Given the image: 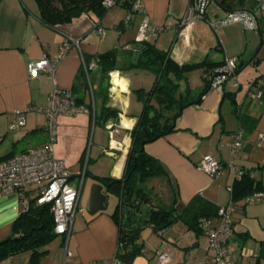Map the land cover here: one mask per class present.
I'll return each mask as SVG.
<instances>
[{
  "label": "crops",
  "instance_id": "1",
  "mask_svg": "<svg viewBox=\"0 0 264 264\" xmlns=\"http://www.w3.org/2000/svg\"><path fill=\"white\" fill-rule=\"evenodd\" d=\"M190 1L142 0L152 23L172 25L147 41L167 50L179 65H194L186 74L187 80L181 82V89L186 87L193 95L191 100L203 91L208 80L204 76L206 70L211 73L226 55L237 57L239 72L230 75L221 85H210L198 102L192 101L183 107L173 121L172 131L144 144L145 151L166 170L150 177L146 185L151 189L155 207L176 200V210L180 212L195 196L206 200L210 206H205L211 214L201 217L200 223L207 218L210 226H215L218 223L216 207L226 204L230 198L228 186L234 180L228 166L230 161L250 169L251 177L264 188V139L259 138L260 133L264 134V54L261 53L264 0H210L203 18L198 17L183 28L176 27ZM232 9L255 13L258 24L252 29L245 28L241 21L216 30L210 26V21ZM127 14L128 7L117 4L108 8L101 18L85 13L73 22L52 28L40 21L34 0H0V158L46 140L44 114L25 109L29 105L45 104L54 84L71 89L77 102L88 109L74 115L61 114L56 119L54 155L64 161L71 179L78 177L79 180L83 176L78 210L69 236L57 234L42 248L45 252L33 260L31 251H24L0 260V264H161L156 258L157 250L170 255L166 264H213V250L207 247L206 231L197 232L182 219L161 230L145 223L139 228L136 241L142 245L140 252L129 263L115 262L121 236L120 222L112 215L117 196L109 192L105 210L94 214L86 211L90 186L95 181L90 175L122 176L131 145L130 130L145 106L134 91L149 90L155 81L152 71L132 62L133 50L124 48L135 41L142 18L141 13L132 12L125 25L122 21ZM96 24L103 28V34L97 32ZM67 36L78 38L79 45L72 46L58 63L54 79L44 72L30 75L27 63L39 59L42 53L54 56ZM112 48L120 55L116 58L117 69L108 72L105 92L106 82L99 66L86 79L82 55H95ZM103 104L116 109L117 116L105 122L96 119L101 115ZM16 110L23 111L25 123L10 129ZM108 124L118 130L114 140L122 141L121 147L111 152L104 151L109 140ZM94 125L100 129L91 137ZM239 128L243 131L240 146L231 155L229 144ZM103 130L107 134L106 145ZM206 154L226 164L219 176L211 177L195 167ZM257 191L264 192V189ZM25 193L28 200L34 198L36 186L27 187ZM247 196L235 201L229 255L239 264H264V200L248 203ZM23 210L19 192L0 190V241L13 235L12 222ZM65 246L71 251L67 261Z\"/></svg>",
  "mask_w": 264,
  "mask_h": 264
},
{
  "label": "trees",
  "instance_id": "2",
  "mask_svg": "<svg viewBox=\"0 0 264 264\" xmlns=\"http://www.w3.org/2000/svg\"><path fill=\"white\" fill-rule=\"evenodd\" d=\"M34 1L38 7L40 21L52 28L58 24L73 22L85 13L101 18L108 9L103 6V0ZM118 53L116 48H112L95 55H82L85 63L88 64L89 61L95 60L97 66L100 67L104 81L107 82L105 92L109 84L108 72L117 69ZM136 66L152 71L155 74V81L149 90L138 88L134 91L138 97L142 98L145 106L130 130L131 145L126 156L123 174L119 179L107 176H95V178L110 184L113 191L123 197H126L124 192L126 188L133 189L134 197H139L143 204L148 203L151 206L150 216L146 223H150L155 230L167 228L182 219L191 229L197 232L205 231L200 218L209 217L211 213L206 206L210 204L206 200L202 201L198 196L193 197L180 212L176 210V200L157 207L152 205L151 189L146 182L153 175L164 173L166 170L158 159L145 151L144 144L172 131L173 121L179 115L180 107L191 104L192 101L198 102L201 99V93L208 90L209 81L207 80L203 91L197 94L196 99L191 100L193 95L188 88L181 89V82L187 80L186 74L194 65H179L171 59L167 50H161L148 41H144L140 48V57ZM82 71L84 72L83 67ZM86 79L89 80L87 77ZM150 112L153 114L150 115ZM116 116V109L103 104L101 115L96 116V119H102L105 122L108 118ZM242 170L243 173L240 177L234 178L231 186L230 197L234 203L240 196L245 197L253 191L264 189L260 187V182H255L251 177L250 169L242 168ZM217 208L218 206L215 209V215H217ZM112 215L120 222L121 232V245L115 258L118 261L129 263L142 247L136 242L139 229L127 230L123 227L120 205L115 208ZM11 228L13 235L23 234V236L16 239L5 238L0 241V260L24 251H31L33 260L45 252L42 248L57 235L54 231L49 204L37 205L34 198L28 200L27 208L20 212L12 222ZM125 231H128L129 235L123 237Z\"/></svg>",
  "mask_w": 264,
  "mask_h": 264
},
{
  "label": "built area",
  "instance_id": "3",
  "mask_svg": "<svg viewBox=\"0 0 264 264\" xmlns=\"http://www.w3.org/2000/svg\"><path fill=\"white\" fill-rule=\"evenodd\" d=\"M210 0H191L185 15L177 23L176 27L183 28L193 22L196 18H203ZM105 8H110L115 4H123L128 7V14L124 17L125 25L130 21V13L139 12L142 18L137 28L135 41H147L151 36H157L159 33L172 27L171 23L157 25L152 23L147 16L142 0H103ZM235 21H241L245 28L252 29L256 27L254 15L247 10L232 9L228 10L224 15L210 21V26L216 30L217 27L226 25ZM99 34H103V28L96 25ZM79 45V39L67 36L59 46L58 52L48 57L42 53L37 60H31L27 63L28 73L37 76L44 72L53 78L58 63L65 57L66 53L72 46ZM125 49L130 48L126 45ZM83 59V57H82ZM237 57L226 55L221 65L215 67L211 73L206 70L205 77L212 80V85H221L237 69ZM97 63L95 60L85 63L83 61V69L86 77L90 78V72L95 69ZM215 74V76H213ZM54 79V78H53ZM257 95H260L258 92ZM26 111H38L44 114V129L47 134L46 140L36 146L29 147L24 151L13 153L7 157L0 158V190L4 193L17 191L21 194L24 209L27 208L28 199L26 197V189L30 186H36V195L34 196L37 205L49 204L54 231L56 234L68 237L73 226L75 214L78 210L79 199L83 184V176L78 182H72L70 174L66 169V165L62 159L54 155V142L56 139V119L58 115H74L78 112H86L88 109L81 103L77 102L71 89L61 88L54 84L52 91L49 93L45 104L40 106L29 105ZM25 119L23 111L16 110L13 120L9 124L10 129H16L24 125ZM108 134V146L105 152L121 147L122 141L114 140V136L118 133L117 128L112 125H106ZM242 129H237L233 133V139L230 142L231 155L236 153L240 146L242 138ZM260 139H264V134H259ZM114 142V144H113ZM226 164L217 160L211 154H206L195 164V167L211 177L219 176ZM232 169L233 177H240L243 173L241 167L236 166L230 161L229 165ZM231 193L232 187L228 186ZM246 202L254 203L264 200V192L255 191L246 197ZM236 210L234 201L229 198L226 204L219 205L217 208L218 223L210 226V220L205 218L201 221L207 233V247L213 250V264H239L229 255L228 242L233 234V217ZM121 241L119 238V246ZM65 261L71 256L65 246ZM156 258L159 263L166 264L170 260V255L162 250L156 251ZM113 261H117L116 258ZM196 264H204L198 262Z\"/></svg>",
  "mask_w": 264,
  "mask_h": 264
},
{
  "label": "water",
  "instance_id": "4",
  "mask_svg": "<svg viewBox=\"0 0 264 264\" xmlns=\"http://www.w3.org/2000/svg\"><path fill=\"white\" fill-rule=\"evenodd\" d=\"M252 14L254 15L255 21L258 24L257 15L253 12ZM142 46L143 42L141 41H134L130 45V48L133 50L132 62L134 64L138 63V58L140 56V48ZM238 72L239 71L236 69L230 75L237 74ZM213 76H215V74ZM212 80L213 78L209 80V86L212 85ZM204 93L205 91L201 93V96ZM183 107L184 106L180 107V112ZM90 177L94 178L95 181L90 186L89 196L86 202V211L89 214H94L98 211L105 210L109 202V192H111L117 196L118 201L115 208L120 205L121 221L124 228H126L127 230L139 229L142 225L146 223V220L150 216L151 206L148 203L143 204L142 199H140L139 197H134L133 189L126 188L124 190L126 197H123V195L116 194L110 184L98 180L97 178H95L94 175H90ZM127 235H129V232L125 231L123 233V237H126ZM22 236L23 234L10 235L7 237V239H16Z\"/></svg>",
  "mask_w": 264,
  "mask_h": 264
},
{
  "label": "rangeland",
  "instance_id": "5",
  "mask_svg": "<svg viewBox=\"0 0 264 264\" xmlns=\"http://www.w3.org/2000/svg\"><path fill=\"white\" fill-rule=\"evenodd\" d=\"M115 5H117V4H115ZM229 24H233V22L232 23H229ZM260 48V45L259 46H257L256 47V49H254V50H258ZM262 54H264V48H262V52H261ZM119 54V53H118ZM120 55V54H119ZM118 56V55H117ZM251 58V57H250ZM199 72V71H198ZM197 72V73H198ZM194 94H195V92H194ZM99 129H100V127H98V125H94L92 128H91V132H90V135H91V137L93 136V133L96 131H99ZM102 136H103V140L105 141V145L107 144V134H106V131L105 130H103V132H102ZM152 178V177H151ZM151 178H149L148 180H147V182L151 179ZM71 181L72 182H78V177H74L73 179H71Z\"/></svg>",
  "mask_w": 264,
  "mask_h": 264
},
{
  "label": "flooded vegetation",
  "instance_id": "6",
  "mask_svg": "<svg viewBox=\"0 0 264 264\" xmlns=\"http://www.w3.org/2000/svg\"><path fill=\"white\" fill-rule=\"evenodd\" d=\"M104 79V78H103ZM153 114V112H150V115H152Z\"/></svg>",
  "mask_w": 264,
  "mask_h": 264
},
{
  "label": "bare ground",
  "instance_id": "7",
  "mask_svg": "<svg viewBox=\"0 0 264 264\" xmlns=\"http://www.w3.org/2000/svg\"><path fill=\"white\" fill-rule=\"evenodd\" d=\"M113 144H114V142H113Z\"/></svg>",
  "mask_w": 264,
  "mask_h": 264
}]
</instances>
